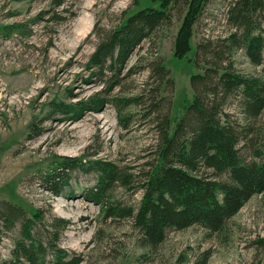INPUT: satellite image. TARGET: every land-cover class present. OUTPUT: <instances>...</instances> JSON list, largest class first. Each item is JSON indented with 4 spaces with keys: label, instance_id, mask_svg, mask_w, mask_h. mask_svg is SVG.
<instances>
[{
    "label": "rangeland",
    "instance_id": "rangeland-1",
    "mask_svg": "<svg viewBox=\"0 0 264 264\" xmlns=\"http://www.w3.org/2000/svg\"><path fill=\"white\" fill-rule=\"evenodd\" d=\"M49 1L0 0V207L10 201L29 215L42 209L44 215L52 212L69 220L59 243L80 255L78 264H187L204 251L210 252L207 264H264V192L247 200L221 231L210 232L197 224L171 228L153 248L140 243L139 231L126 215L141 201L140 171L150 160L154 131L142 105L124 101L154 85L147 66L160 59L172 79L160 94L172 98L173 130L192 100L190 76L207 66L203 58H198L197 66L192 62L197 44L222 38L231 30L226 11L232 0L207 1L193 27L191 50L180 59L173 52L180 22V14L174 11L172 24L131 55L127 68L136 65V72L110 95L86 80L85 65L97 42L90 34L93 25L109 28L123 14L159 4L152 0H66L65 7L75 15L57 28L49 24L43 29L38 13ZM49 37H54L53 44L45 51ZM231 58L239 72L262 73L263 67L251 65L241 50ZM92 97L103 103L96 106L89 102ZM58 102L75 105L74 110L61 114L55 111ZM226 111L246 126L236 100L227 101ZM121 117L126 118L127 128ZM254 123L264 137V110ZM246 152L249 159L253 149ZM84 155L114 162L129 175V182L113 184L103 192L101 203L86 196L90 188L98 187L93 172L72 170L69 183L74 194L67 197L53 195L40 184L38 173L53 167L60 156ZM18 231L19 223L0 233V263L10 256Z\"/></svg>",
    "mask_w": 264,
    "mask_h": 264
},
{
    "label": "trees",
    "instance_id": "trees-1",
    "mask_svg": "<svg viewBox=\"0 0 264 264\" xmlns=\"http://www.w3.org/2000/svg\"><path fill=\"white\" fill-rule=\"evenodd\" d=\"M208 0H152L159 7L147 6L128 15L109 28L94 24L91 35L97 39L94 51L85 65L87 79L101 86L100 93L110 95L121 82L136 72L127 68L135 50L154 37L162 27L170 26L174 11L180 14L173 52L178 59L191 50L193 27ZM66 0H50L39 11L41 27L57 28L75 13ZM230 31L222 38L198 43L192 59L195 66L203 58V72L190 76L192 100L185 106L171 130L172 98L161 95L172 84L169 69L160 59L147 66L153 84L126 99V105H142L144 115L153 125L154 142L150 160L140 171L142 198L137 208H130L138 229V240L149 248L165 239L168 229H186L201 225L210 232L224 229L228 220L253 195L264 192V137L256 131L254 121L264 110V0H232L226 11ZM54 37L45 43V51ZM241 50L262 73H242L234 66L231 55ZM227 61V62H226ZM229 99L246 120V126L231 118L226 111ZM103 100H94L100 106ZM101 103V104H100ZM78 104V103H76ZM75 105H54L55 111L68 114ZM90 107L94 106L92 103ZM70 108V109H67ZM123 126L126 118L122 119ZM253 149L247 158L248 149ZM92 155V154H91ZM89 155V156H91ZM88 158V159H86ZM84 170L97 176L98 187L86 193L87 198L101 203L103 192L119 183H128L127 173L117 164L101 158L60 156L49 170L38 173L40 184L56 196L74 194L70 172ZM97 196V197H96ZM19 223L10 256L0 264H78L79 254L59 243L69 220L42 209L30 215L16 203L5 201L0 207V233ZM209 251L187 264H207Z\"/></svg>",
    "mask_w": 264,
    "mask_h": 264
}]
</instances>
